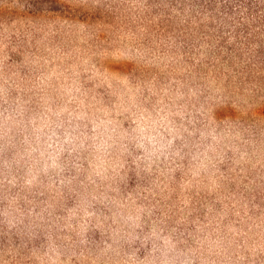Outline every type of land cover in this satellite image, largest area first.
<instances>
[{
  "label": "clouds",
  "instance_id": "9594fccd",
  "mask_svg": "<svg viewBox=\"0 0 264 264\" xmlns=\"http://www.w3.org/2000/svg\"><path fill=\"white\" fill-rule=\"evenodd\" d=\"M0 264H264V0H0Z\"/></svg>",
  "mask_w": 264,
  "mask_h": 264
}]
</instances>
